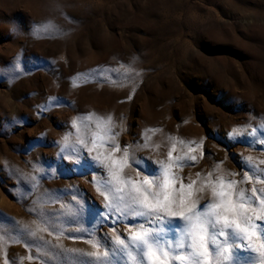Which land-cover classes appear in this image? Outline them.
<instances>
[{
  "label": "rangeland",
  "instance_id": "obj_1",
  "mask_svg": "<svg viewBox=\"0 0 264 264\" xmlns=\"http://www.w3.org/2000/svg\"><path fill=\"white\" fill-rule=\"evenodd\" d=\"M89 114L111 127L106 154L127 148L125 179L171 151L184 184L212 173L261 196L264 0H0V264H82L89 233L128 234L120 212L99 226L107 171L71 168Z\"/></svg>",
  "mask_w": 264,
  "mask_h": 264
},
{
  "label": "snow or ice",
  "instance_id": "obj_2",
  "mask_svg": "<svg viewBox=\"0 0 264 264\" xmlns=\"http://www.w3.org/2000/svg\"><path fill=\"white\" fill-rule=\"evenodd\" d=\"M92 123L97 131L92 132L89 142L81 137L80 130L88 129ZM72 127L77 130V156L72 170L86 174L105 169L109 177L106 188L114 192L104 208L97 206L99 226L110 223L114 212L132 218L127 220L130 227L123 238L114 235L111 240L106 236L97 239L89 233L87 242L92 251L79 253L88 258L82 264H114L117 255L124 257L123 264H264V224L255 222L264 221V190L257 196L253 188L252 196L246 198L244 190L235 187V180L225 182L220 175L213 178L212 173L204 178L197 173L198 188H194L197 181L184 184L173 172L174 167L182 166L177 163L181 157L174 160L171 151L168 162L160 161L158 166L140 157L134 163L144 173L142 178L125 179L121 170L127 163V148L123 158L112 155L117 150L114 144L111 153L103 149L107 139L112 138L110 126L89 114L73 119ZM236 132L233 129L227 135L231 138ZM64 140L67 142L68 137ZM187 159L194 162L196 156L189 155ZM205 190L210 195L200 203L194 193ZM253 197L259 201L258 210L252 206ZM105 200H109L108 195ZM256 240L261 242L257 244Z\"/></svg>",
  "mask_w": 264,
  "mask_h": 264
}]
</instances>
